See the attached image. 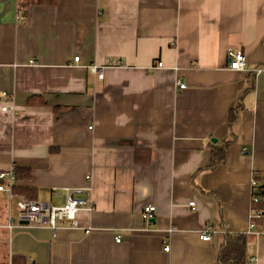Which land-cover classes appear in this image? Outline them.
<instances>
[{
  "label": "crops",
  "instance_id": "0c3cea01",
  "mask_svg": "<svg viewBox=\"0 0 264 264\" xmlns=\"http://www.w3.org/2000/svg\"><path fill=\"white\" fill-rule=\"evenodd\" d=\"M110 60L123 66L89 69ZM15 167L32 200L89 188L93 210L54 236L16 224L0 193V264H218L236 233L246 264H264V237L249 232L250 181L264 175V0H0V170Z\"/></svg>",
  "mask_w": 264,
  "mask_h": 264
},
{
  "label": "built area",
  "instance_id": "2783aa9c",
  "mask_svg": "<svg viewBox=\"0 0 264 264\" xmlns=\"http://www.w3.org/2000/svg\"><path fill=\"white\" fill-rule=\"evenodd\" d=\"M16 19L19 22L26 21L27 17L22 14V6L18 5L16 9ZM228 68L232 71H243L246 66L245 56L241 49H228L227 51ZM73 61L78 63L79 58L74 57ZM120 61L110 60L103 67L90 66V71L97 76L98 79L103 78V69L106 67H122ZM157 67H161L162 63L158 62ZM258 70H256V73ZM177 89H184V84L180 81L176 82ZM4 93L3 95H5ZM8 110L7 105L1 107V111ZM89 177H86L88 179ZM16 176L14 169L0 170V193L7 195L10 201H14V207L16 211V224H22L26 222L27 226L33 228L47 227L55 236L60 223H67L68 227L76 228L77 215L80 211H86L91 213L93 210V204L88 196L89 188H74L65 189L66 196L63 204L56 203H44L36 200L26 199L13 192V188L16 186ZM251 203L256 205L260 202L261 197L257 194L259 191L260 183L254 178H251ZM56 191H53V195H58ZM194 203L190 202L189 206H193ZM155 212L154 206H147L143 209V219L145 221L152 218V214ZM249 232L255 233L258 237H264V232L255 231L256 224L253 220H262L264 218L263 211L259 209L251 208L250 213ZM9 228L10 225H7ZM199 239L202 241H208L211 239L209 232H203L199 235ZM121 241L120 237H115V243ZM169 247L163 248L164 252H168ZM254 259H250L252 263Z\"/></svg>",
  "mask_w": 264,
  "mask_h": 264
},
{
  "label": "trees",
  "instance_id": "16d2710c",
  "mask_svg": "<svg viewBox=\"0 0 264 264\" xmlns=\"http://www.w3.org/2000/svg\"><path fill=\"white\" fill-rule=\"evenodd\" d=\"M54 0H36L37 4H53ZM30 105H35V102L32 101V99H29L27 101ZM42 105V101L37 102L36 105ZM235 118V113L231 111L230 113V121L232 122ZM226 145V144H225ZM226 155V148H219L216 149L215 152H213V163L212 166H217L221 164L225 160ZM15 176H16V182L20 181L22 178H28L29 177V170L25 168H16L14 169ZM254 178L259 181V177L257 176V173L253 175ZM263 183L259 186L258 195L261 197V200L258 204L254 206V209H259L264 212V175L262 178ZM13 192L15 194L21 195L26 199H33L31 196L34 193V190L28 188V187H21L19 184H16V186L13 188ZM255 223V220H253ZM246 247H247V238L246 234L243 233H236L233 235H225L224 236V242L220 248L219 254H218V264H246L245 256H246ZM19 258V257H18ZM16 262V259H14ZM22 261L23 260H18Z\"/></svg>",
  "mask_w": 264,
  "mask_h": 264
},
{
  "label": "water",
  "instance_id": "95a60500",
  "mask_svg": "<svg viewBox=\"0 0 264 264\" xmlns=\"http://www.w3.org/2000/svg\"><path fill=\"white\" fill-rule=\"evenodd\" d=\"M263 216H264V212H263ZM22 224H25V225H26L27 223H26V222H24V223H22Z\"/></svg>",
  "mask_w": 264,
  "mask_h": 264
},
{
  "label": "rangeland",
  "instance_id": "374dc122",
  "mask_svg": "<svg viewBox=\"0 0 264 264\" xmlns=\"http://www.w3.org/2000/svg\"><path fill=\"white\" fill-rule=\"evenodd\" d=\"M13 206H14V204H13Z\"/></svg>",
  "mask_w": 264,
  "mask_h": 264
},
{
  "label": "bare ground",
  "instance_id": "6f19581e",
  "mask_svg": "<svg viewBox=\"0 0 264 264\" xmlns=\"http://www.w3.org/2000/svg\"><path fill=\"white\" fill-rule=\"evenodd\" d=\"M258 70V69H257Z\"/></svg>",
  "mask_w": 264,
  "mask_h": 264
}]
</instances>
